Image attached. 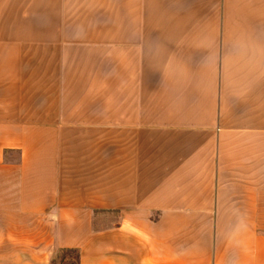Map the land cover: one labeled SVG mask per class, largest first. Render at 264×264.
Masks as SVG:
<instances>
[{
  "label": "crops",
  "instance_id": "1",
  "mask_svg": "<svg viewBox=\"0 0 264 264\" xmlns=\"http://www.w3.org/2000/svg\"><path fill=\"white\" fill-rule=\"evenodd\" d=\"M6 151L0 264H264V0H0Z\"/></svg>",
  "mask_w": 264,
  "mask_h": 264
},
{
  "label": "rangeland",
  "instance_id": "2",
  "mask_svg": "<svg viewBox=\"0 0 264 264\" xmlns=\"http://www.w3.org/2000/svg\"><path fill=\"white\" fill-rule=\"evenodd\" d=\"M7 166L0 167V242H6L7 237L12 231H17L18 221H16L17 215L15 214L16 203L18 201V163L20 160V154L18 151H10L6 155ZM109 217V218H107ZM116 220V216H102L99 219V225H112ZM31 234V233H30ZM35 238V235H32ZM36 239V238H35ZM50 240V236H47V241ZM77 253L75 251L57 250L51 264H77Z\"/></svg>",
  "mask_w": 264,
  "mask_h": 264
},
{
  "label": "trees",
  "instance_id": "3",
  "mask_svg": "<svg viewBox=\"0 0 264 264\" xmlns=\"http://www.w3.org/2000/svg\"><path fill=\"white\" fill-rule=\"evenodd\" d=\"M8 153V151H6V154ZM61 252H64V251H75L77 253V264H79L80 262V255H79V250L78 249H74V248H62V249H59Z\"/></svg>",
  "mask_w": 264,
  "mask_h": 264
}]
</instances>
